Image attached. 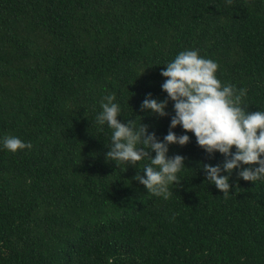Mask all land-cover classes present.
<instances>
[{"label": "trees", "instance_id": "trees-1", "mask_svg": "<svg viewBox=\"0 0 264 264\" xmlns=\"http://www.w3.org/2000/svg\"><path fill=\"white\" fill-rule=\"evenodd\" d=\"M185 48L264 108V0H0V138L32 145L0 147V264H264V180L233 170L224 194L201 169L224 157L190 131L169 145L188 168L166 194L104 159L93 106L115 93L118 119L162 138L170 116L140 103L165 98L162 63Z\"/></svg>", "mask_w": 264, "mask_h": 264}, {"label": "clouds", "instance_id": "clouds-1", "mask_svg": "<svg viewBox=\"0 0 264 264\" xmlns=\"http://www.w3.org/2000/svg\"><path fill=\"white\" fill-rule=\"evenodd\" d=\"M162 64L160 74L166 79L160 88L166 96L159 99L145 93L140 108L151 115L170 116L167 133L158 137L148 124L139 122V117L118 119L124 113L122 103L115 93L106 94L99 110L93 106L97 131L104 132L105 127L111 130L105 161L123 164V170L126 165L142 164L143 174L136 172L132 179L152 194H166L181 179V170L188 168L184 155H168L169 145L186 144L190 131L205 153L224 157L216 164H201L206 181L224 194L229 192L233 170L246 181L264 180V108L249 111L246 90L222 82L217 75L218 62L201 55L197 48H185ZM169 100L173 102L172 113L166 111ZM177 125L185 131H173ZM31 146L16 135L0 138V147L10 153Z\"/></svg>", "mask_w": 264, "mask_h": 264}]
</instances>
